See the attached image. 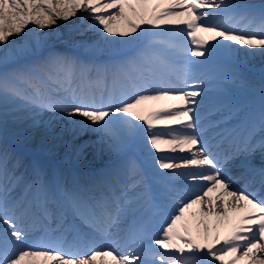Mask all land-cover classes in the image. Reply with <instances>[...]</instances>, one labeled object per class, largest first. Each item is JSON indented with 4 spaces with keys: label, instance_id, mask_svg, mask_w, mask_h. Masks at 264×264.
<instances>
[{
    "label": "snow or ice",
    "instance_id": "1",
    "mask_svg": "<svg viewBox=\"0 0 264 264\" xmlns=\"http://www.w3.org/2000/svg\"><path fill=\"white\" fill-rule=\"evenodd\" d=\"M57 7L60 11L53 7L52 0H0V45L12 36L11 31L4 30L9 19L16 23L8 27L21 34L29 23L43 29L46 25H55L59 18L69 20L81 8L89 10L84 19L92 21L89 27L100 33L105 42L111 43L109 37L116 35L134 39L147 34L150 43L141 53L119 65L118 76L111 87L102 74L106 69L96 68L93 81L92 69L82 66V72L88 74V83H95L108 92L107 104L86 102L77 92L80 85L74 86L72 62L60 57H50L47 61L53 66L47 81L58 85L56 91L41 87L46 81L27 80L23 73L4 75L0 76V103L11 100L23 103L33 113L48 110L66 113L68 117H82L83 121L74 131L103 133L101 141L106 139L111 147L142 132L157 177L163 170L168 181L184 176L197 187L183 195L171 196V211L159 235L148 237V243H141L125 254L118 250L116 241L97 246L93 240L97 235L111 234L126 222L133 202L129 193L144 186V177L135 161L129 160L123 166L126 179H121L117 173L106 190L96 197L85 198L79 191L59 189L63 197L60 204L38 189L35 209L31 203L9 207L11 188L3 183L0 168V223L4 225L0 232V264H26L25 258H31V264H95L97 257H111V264H175L176 261L179 264H238L243 257L235 253L241 248L245 256L257 250L264 252V198L257 199L255 193L228 191V196L234 197L237 204L243 201L250 210L243 212L223 237L214 231L219 222L229 221L230 216L227 199L221 201L222 211L217 213L209 193L213 188L230 189L231 181L223 176L222 162L202 140L194 111L204 94V80L197 74L201 65L221 51L237 52L240 50L237 45L242 46L246 54L264 55V11L259 17L238 14L230 0H57ZM34 8L40 10L35 16L31 15ZM22 9H27V14L7 15L9 10L21 12ZM111 9L118 11L127 26L126 31L117 33L110 26L109 21L117 18L115 12L108 15ZM233 22L243 23L244 27L229 26ZM198 33L207 34V38ZM189 38L191 44L187 43ZM181 40L184 42L179 43ZM158 48L163 50L155 51ZM172 57L181 65L179 70L174 67ZM57 67L65 70L63 75L56 71ZM189 80L192 90H186ZM24 83L28 84L27 89L22 87ZM117 91L119 99H116ZM157 101L175 103L150 109L146 115L138 114L137 109ZM258 125L264 134V107ZM255 130L253 122L250 136ZM87 144L85 141L81 149ZM161 145H167V150ZM259 147L264 151V139ZM165 151L183 155H166ZM174 160L181 162L173 163ZM168 170H171L170 175ZM205 172L210 174L204 175ZM205 184L211 187L202 195L197 194ZM165 188L170 194L167 184ZM204 199L208 200L210 211L201 214L198 235L193 236L184 214ZM54 204L57 206L50 207ZM17 207H22L19 216ZM24 217H30L28 230L40 234L33 243H26L28 231L23 225ZM146 232V222L141 221L130 228L128 235L142 242ZM198 237L205 242H199ZM73 248H87V252L71 251ZM226 256L230 259L225 260ZM244 264L253 262L249 259Z\"/></svg>",
    "mask_w": 264,
    "mask_h": 264
},
{
    "label": "bare ground",
    "instance_id": "2",
    "mask_svg": "<svg viewBox=\"0 0 264 264\" xmlns=\"http://www.w3.org/2000/svg\"><path fill=\"white\" fill-rule=\"evenodd\" d=\"M239 1L250 2L252 4L238 6L234 4L239 3L237 0H231L230 3L234 4L235 11L238 14L247 13L249 17H259L260 13L264 11V4H262L264 0ZM52 4L56 11H60V9L57 7V0H52ZM39 11L40 10L38 8H34L31 15L35 16ZM88 11L89 10L87 8H81L78 10L77 15L69 18V20L65 21L62 18H59L57 19V23L55 25H46L43 29H41L39 25L35 23H29L26 30L21 34L15 33L14 28L8 27V25H14L16 23L14 20L9 19L4 30L11 31L12 36L7 43L0 45V76H4L5 72H8L9 69L18 68L16 63L11 64V61L14 59L11 57H19L21 54H25V56L30 54L34 55L35 57L30 56L28 58L30 60L28 61L32 63L34 68L39 73L41 72V74H44L47 77L49 73L48 71L50 69L53 71V66L47 63L48 59L50 57L65 58L67 56V51H71L70 55L72 56V59L67 60L72 62L74 66V72L82 74V66L84 65H87L92 70L101 68L106 69V71H110L107 70L108 68H106L108 64H116L119 66L122 60H127L131 57L130 51L142 52L143 47L146 46L147 43H150V37L147 34H140L134 39H124L116 35L109 37V39L112 41L111 43L105 42L100 33L89 27L92 21L90 19H84V17L88 15ZM113 12L116 13L117 18L115 20L109 21L110 26L113 27L114 31L117 33L126 31L127 26L119 17L118 11L111 9L109 10L108 15H112ZM23 14H27V9H22L21 12H12L11 10L7 12L9 17ZM229 26L243 28L244 24H235L233 22ZM198 35H202L207 38V34L205 33H198ZM188 43L191 44L190 38L188 39ZM74 44L78 45L77 47L79 50L66 46H71ZM236 47L240 50L235 53L221 51L218 54H215L206 64H203V67H201L203 69L198 70L197 74L200 75L203 80L209 81L212 78L219 79L218 82L209 83L208 85L203 86L204 90L216 93L218 96L200 97V102L195 106V108H200L199 106H204L208 103L215 104L214 107L216 108L213 110L219 109L221 107H228L230 109L233 108L230 114L227 113L226 117H231L235 113L234 115H240L242 117V121L248 122L250 117L242 114L240 110H246L245 105L248 103L246 100H244V98L252 96H255L257 99H261V97L264 98V55H261L258 52L255 55H249L246 54L242 46L237 45ZM10 50L11 52H9ZM87 52L93 54L88 55ZM6 54H8V56H6ZM95 54L102 57H94ZM6 58L10 59H8V61H3ZM76 58H80L79 60L81 61H76ZM88 60H91L89 61L91 63H89ZM205 66L207 68H205ZM46 67H48V69H46ZM56 71H59L61 75H63L65 70L57 67ZM10 72L23 73L27 79L29 78L32 79V81H35L34 77H28L29 74L27 72H23L21 70H11ZM226 81L232 82L236 86H241L239 87L240 91L238 92L234 90V88L228 86L225 83ZM189 82L190 81H188V83ZM37 83H39L38 80ZM47 86L49 85L47 84ZM48 90L54 92L55 88L51 87ZM186 90H188V88ZM217 97V100L213 99ZM241 99H243V101ZM237 100H241L242 102ZM173 103L175 102H148L146 105L137 109V112L140 115H146L147 111L150 109L167 107L169 104ZM262 107H264V103ZM194 111L197 124L199 126V134L205 131L206 135H208L210 131L206 130V127L208 125H212V123L216 126L217 124H215V121L210 123V118L203 120V122H206L202 124L201 120L208 116L207 113L204 110H197V112L196 109H194ZM83 119L84 118L79 116L68 117L66 113L52 112L48 110H42L33 113L23 103L9 100L0 103V121L5 125L4 128L0 130V144L4 145L5 141L3 136L7 133L19 141H25L26 144L29 145L26 147H40L43 152L47 153L53 159H58L61 161V154H63L65 158H67V160H71V162L78 160L82 161L83 163H96L102 161L114 156L120 150H124L126 147L131 146L136 148L133 149L132 155L138 160L137 166L139 171L148 170L150 168L152 161L150 155L148 154V147L142 132L135 137L125 138L117 146L111 147L107 143L106 139H104L103 142L101 141L103 133L88 132L86 134H79L78 132L74 131V129H76L83 121ZM218 120L221 121L222 118ZM73 121H75V123H73ZM257 126L259 127V125ZM262 139H264V137ZM262 139L257 141L254 148V152L256 154L255 156H257V158L260 160L259 166L264 164V151H262L259 147V142ZM202 140L207 142L205 136ZM85 141L88 142L87 147L81 149V145H83ZM161 148L167 150L168 146L161 145ZM11 149L16 152V148L11 147ZM193 151H195V149H193ZM2 153L3 149L0 147V154ZM57 153L61 154L57 155ZM32 155H35V153H32ZM140 159L143 161L146 160V164H143ZM251 170L252 168H246L242 165L236 166V171L239 172L238 174ZM11 171L12 170L8 171V176H10L13 180L18 178V175H14V172L10 173ZM256 172H259V169H256L255 173ZM5 173L6 171L3 172V178L10 180L5 175ZM167 174L170 175L171 170H168ZM240 177L241 176H239V178ZM60 178L66 181L64 177ZM246 181L254 182L255 184L256 180H254V176L249 175ZM247 182L245 183L246 185ZM208 187H211V185L205 184L202 189H207ZM256 187L257 186H254V189H256ZM40 188L41 187H38V189ZM42 188L44 189V187ZM241 188H244V185L230 188V190L236 191L241 190ZM170 189L173 190L174 188ZM228 191L213 188L209 193L217 213L222 211L221 201L225 199L228 201L230 220L219 222L217 228L214 229V231L218 232L221 237L227 234L232 224L238 222L239 216L243 214L237 210L239 208L244 209L245 207V203L243 201L237 204L234 197H229ZM202 192L203 191H200L198 194L202 195ZM256 193L258 194V192ZM17 194L18 193H16V195ZM174 194L176 195L177 191ZM260 195L261 198H264V192H262ZM19 197L20 196L15 197L16 200H18ZM160 203L162 204L163 202ZM207 204L208 200L204 199L199 204L193 205L192 208L186 210L184 214V220L191 227L193 236L198 235L197 224L201 214L210 211L207 207ZM12 205L13 203L10 204L9 207L11 208ZM21 211L22 208L16 211V214L20 215ZM212 222L214 221H210V223ZM198 239L201 243L205 242L202 237H198ZM124 249L125 247H118V250L122 253L124 252ZM235 255L243 257V260L239 261L238 264H240V262H243L244 264V261L249 259L252 260L253 264H261V262L264 261V252H260L258 250L254 251L249 256H245L244 250L241 248L239 251H237V253H235ZM25 259L26 264H31V261L28 260V258ZM227 259H230V257L226 256L225 260ZM95 264H111V257H97Z\"/></svg>",
    "mask_w": 264,
    "mask_h": 264
},
{
    "label": "rangeland",
    "instance_id": "3",
    "mask_svg": "<svg viewBox=\"0 0 264 264\" xmlns=\"http://www.w3.org/2000/svg\"><path fill=\"white\" fill-rule=\"evenodd\" d=\"M7 48V47H6ZM9 48V47H8ZM9 52H11V50L9 51ZM9 54V53H8ZM8 54H6V56H8Z\"/></svg>",
    "mask_w": 264,
    "mask_h": 264
}]
</instances>
